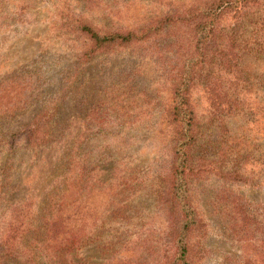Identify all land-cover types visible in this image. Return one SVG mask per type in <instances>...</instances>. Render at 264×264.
Masks as SVG:
<instances>
[{
    "label": "rangeland",
    "instance_id": "1",
    "mask_svg": "<svg viewBox=\"0 0 264 264\" xmlns=\"http://www.w3.org/2000/svg\"><path fill=\"white\" fill-rule=\"evenodd\" d=\"M205 1L0 0V85L11 83L0 105L13 116L0 131L45 113L54 121L40 124L59 128L37 145L0 137V178L17 186L16 204L45 209L76 151L75 238L45 264H182L181 243L190 264H264V0L224 15L198 44L178 16ZM80 14L104 32L158 29L92 50L73 29ZM182 76L199 120L186 178L198 218L180 240L169 111Z\"/></svg>",
    "mask_w": 264,
    "mask_h": 264
},
{
    "label": "trees",
    "instance_id": "2",
    "mask_svg": "<svg viewBox=\"0 0 264 264\" xmlns=\"http://www.w3.org/2000/svg\"><path fill=\"white\" fill-rule=\"evenodd\" d=\"M256 0H206L203 3L195 4L191 8L183 9L178 16L179 20H186L192 23L197 36L198 44L211 40L216 29L222 30V18L226 14L238 15L240 10ZM240 16V15H239ZM92 22L82 14L75 18L73 29L90 42L92 50L101 49L105 44L114 42L132 43L145 39L151 34V29H158L157 24L148 26L142 33L127 31L125 33L108 31L104 32L91 25ZM235 25V23H233ZM226 41L234 42L233 37ZM224 64H229L227 54ZM10 84L5 81L0 85V98L6 91L10 90ZM190 78L182 76L175 88L174 104L171 106L169 116L174 122V150L176 165L173 170L172 194L174 199L182 202L180 205L182 214V234L180 240L190 228L197 222V212L189 202L187 194L186 178L191 171L190 150L198 135L199 120L197 112L192 108L188 93L192 86ZM239 103V102H237ZM228 106L230 111L237 108V104ZM12 113L3 109L0 105V120L7 121L12 118ZM54 121L47 113L34 118L32 123L24 124L19 130L10 134L0 131L1 138H8V143L14 144L17 140L23 139L26 143L37 145L49 142L59 128L53 123L40 124L41 120ZM3 122V121H2ZM0 122V123H2ZM1 127V125H0ZM66 131V130H64ZM63 135V134H62ZM76 151L71 145L70 152L65 156L64 174L58 180L48 195L45 209L33 203H19L13 196L17 186L6 183L5 175L0 178V264H45L47 260L57 261V255L62 248V241L67 242L75 238L73 227L69 223L76 215L77 187L75 175ZM7 162L2 163V173H6ZM1 175V174H0ZM182 189V190H181ZM176 190H181L178 195ZM12 201L15 203L12 205ZM9 219L2 221L3 218ZM29 238V239H27ZM26 242L25 253H18L20 243ZM182 264H190L186 260L187 246L181 243L178 248Z\"/></svg>",
    "mask_w": 264,
    "mask_h": 264
}]
</instances>
